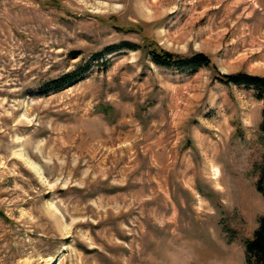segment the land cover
<instances>
[{
  "label": "rangeland",
  "instance_id": "obj_1",
  "mask_svg": "<svg viewBox=\"0 0 264 264\" xmlns=\"http://www.w3.org/2000/svg\"><path fill=\"white\" fill-rule=\"evenodd\" d=\"M146 46L264 77V0H0V264H247L262 103Z\"/></svg>",
  "mask_w": 264,
  "mask_h": 264
},
{
  "label": "trees",
  "instance_id": "obj_2",
  "mask_svg": "<svg viewBox=\"0 0 264 264\" xmlns=\"http://www.w3.org/2000/svg\"><path fill=\"white\" fill-rule=\"evenodd\" d=\"M119 49L137 50L138 47L125 43L123 46H109L102 52L103 54L113 53ZM147 56L150 61L158 67L169 69L183 75H193L200 69H212L214 72V79L226 86H235L252 92L255 100L262 103L261 107V121L260 131L264 133V77L251 75L245 72H236L231 74H223L217 71L208 56L201 52L191 53L190 55L181 56L167 51L146 46ZM88 66L80 69L77 68L68 72L61 77L49 81L43 93L49 91H58L62 87L74 82L80 78L88 70ZM257 178L255 182L256 191L264 197V155L260 164L256 167ZM244 257L247 264H264V216L258 220L257 228L254 230L251 238L243 242Z\"/></svg>",
  "mask_w": 264,
  "mask_h": 264
},
{
  "label": "bare ground",
  "instance_id": "obj_3",
  "mask_svg": "<svg viewBox=\"0 0 264 264\" xmlns=\"http://www.w3.org/2000/svg\"><path fill=\"white\" fill-rule=\"evenodd\" d=\"M22 160L29 166V168L35 172L37 175L42 176V172L39 169V167H37L36 165H34L31 161H29L27 158L22 157ZM53 264V263H52Z\"/></svg>",
  "mask_w": 264,
  "mask_h": 264
}]
</instances>
